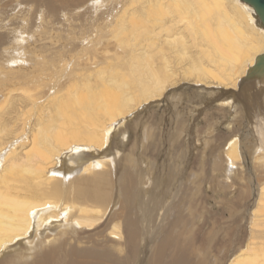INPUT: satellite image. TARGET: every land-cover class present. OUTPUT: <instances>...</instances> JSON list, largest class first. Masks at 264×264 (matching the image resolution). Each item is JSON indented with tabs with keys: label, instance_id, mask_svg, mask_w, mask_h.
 <instances>
[{
	"label": "bare ground",
	"instance_id": "6f19581e",
	"mask_svg": "<svg viewBox=\"0 0 264 264\" xmlns=\"http://www.w3.org/2000/svg\"><path fill=\"white\" fill-rule=\"evenodd\" d=\"M0 14L19 27L11 46L15 29L0 30V264H264V23L250 3L0 0ZM36 33L48 48L26 50ZM189 89L214 112L140 124Z\"/></svg>",
	"mask_w": 264,
	"mask_h": 264
},
{
	"label": "rangeland",
	"instance_id": "374dc122",
	"mask_svg": "<svg viewBox=\"0 0 264 264\" xmlns=\"http://www.w3.org/2000/svg\"><path fill=\"white\" fill-rule=\"evenodd\" d=\"M12 17H13L12 14H7V15H1L0 14V30L1 31H4V30L9 29V28H11L12 30L15 29L14 34H8V42H9L10 46L13 44V36L14 35L17 36L18 35V31H19L18 24L15 23L16 21H11ZM32 31H33V29L31 30V32ZM53 33H55V32L52 31V34ZM39 35H40V37H39ZM47 36H49L51 38H54L55 35L47 34ZM44 37H45V35H43V34H37V33L35 34V37L34 36L31 37L32 39L29 37L28 38L29 40H27L29 42L27 43V46L28 47H27L26 50H29V47L30 48L31 47L33 48V46H39L40 49H43L42 46H45V48H48V45L47 44L50 43V40L45 39ZM27 52H29V51H27ZM191 91H192V89L186 90L184 93H186L187 95H185V96H183L182 94L179 95L178 94L180 92L179 91V92H176V94H175V96L173 98H171V99H164L163 101H160V104L158 106H153L152 107V106L149 105L147 107L148 109L146 108V109L142 110L138 114V116H137V117L140 116L139 119L142 121V123L140 122V124L143 125V126H148V125H150L152 123L151 126H156V125L162 126V124H157V122H159V120H162V122L165 121L163 123H166V121H167V123L164 124V126H167V124L169 122H171V123L174 122L176 116L180 112H186V111L188 112L189 109L192 110V109H194V107L203 108V107H205V105H206V107L209 106V108H206L207 111L214 112V109L217 108V105H216V103H213V99H212L213 97H210V98L207 97V98L203 99L202 96H201L202 93L201 94H198V95H193V94H191ZM184 109H186V110H184ZM215 114L218 117L219 113L216 112ZM145 119L148 120L147 122H149V123L151 121V123L150 124L147 123V122L144 123V121H146ZM127 124H126V126H127ZM199 124H201L200 126H203V122L202 121L199 122L197 124V126ZM122 126H125V124L122 125ZM240 127H239V131H240L242 137L244 138V140L246 141V143L248 145L254 146L255 145V141L253 139H255V138H254V134H253L254 133L253 126H250V123H245L244 126H240ZM225 128H226V125L225 124H222V125H220L218 127V135L219 136L220 135H223L226 132L225 131ZM126 131L127 130H124L123 133L126 134L125 143H128V141L132 137ZM121 137H119L118 134L114 137L115 141L118 143V145L120 146V148H122V144H121V141H120L121 140ZM165 145L167 146L168 144H165ZM128 147H129V145H128ZM123 149L126 150L127 149V146H126V148H123ZM164 149H165V147H164ZM135 152H138V151L136 150ZM152 156H154V158L156 159V161H159L160 162L163 159L164 150H163V153L161 154V156H160V154H156V155H152ZM158 157H160V158H158Z\"/></svg>",
	"mask_w": 264,
	"mask_h": 264
},
{
	"label": "water",
	"instance_id": "95a60500",
	"mask_svg": "<svg viewBox=\"0 0 264 264\" xmlns=\"http://www.w3.org/2000/svg\"><path fill=\"white\" fill-rule=\"evenodd\" d=\"M250 3L256 10L257 14L259 15L260 19L264 23V0H245ZM264 66V59H260L255 66Z\"/></svg>",
	"mask_w": 264,
	"mask_h": 264
}]
</instances>
